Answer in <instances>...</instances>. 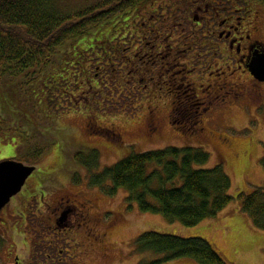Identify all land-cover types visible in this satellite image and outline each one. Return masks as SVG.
I'll return each instance as SVG.
<instances>
[{"label":"rangeland","instance_id":"1","mask_svg":"<svg viewBox=\"0 0 264 264\" xmlns=\"http://www.w3.org/2000/svg\"><path fill=\"white\" fill-rule=\"evenodd\" d=\"M96 2L103 1L63 0L62 3L72 9L73 7L79 9ZM179 4V0H151L150 7L156 5L154 10L161 8L165 10V8L168 9V5H172L184 9ZM171 8L175 9L176 7ZM261 8L260 6L255 7L256 10ZM143 9L145 8L142 7L139 10L143 11ZM177 15L180 16L177 21L182 22V17L185 15L181 14L179 10ZM193 16L194 14H190L189 18H193ZM189 18L186 17L185 22ZM110 22L109 26H107L108 24L102 25L106 36L110 33L104 26L120 27L118 21ZM167 23L165 29L167 42L173 46L174 52L179 55L178 58H181L179 62L182 66L178 70L186 67L187 59L190 58V61H194L195 65L187 67L192 70L189 76L190 82L195 78L198 79L204 70L208 75L209 72H215L217 68H223L221 65L224 61L219 55L220 50L213 49V46L205 48L204 43L201 44L204 41V29L198 31L199 35L194 40L191 36L186 38L185 33L181 31L182 28H178L179 32L174 34L176 27L172 26L173 22L168 21ZM190 25L184 28L193 31V28L196 27ZM100 30L92 31L91 36L86 37L85 44H82L80 40L68 43L66 48L60 51L54 64L45 71L39 80L36 79L34 82L30 80L32 82L30 84H25L26 81L20 79L17 81L2 80L0 83V161L11 159L12 155H16L22 162L18 163L25 164L26 167L33 165L50 171V169L55 170L62 165L59 178L63 184L64 181L68 184L64 190L65 193H75L72 186L77 184L86 196L84 188L88 184L90 187L88 193L93 195L91 199L98 198V204L102 209H110L124 214L125 220L110 234L112 238L115 236L117 240L124 243L126 258H121L120 261L118 257H113L107 261L100 259L95 262L92 257L89 259L91 264H139L140 261L147 259L160 260L162 258L160 256L145 255L141 258L135 253V241L146 233L169 235L182 239L201 238L210 243L226 264H264V232L255 229L250 218L242 213L238 201L231 204L216 219L188 229L179 223H169L161 216L140 213L137 205L128 204V196L124 190H120L116 196L110 197L91 183L93 173L102 172L132 154L155 152L172 147L178 149L201 148L207 151L211 155V162L206 168L211 169L220 164L224 166L232 179L231 195L235 199L239 194H250L255 188L264 187V167L262 165L264 157V99L261 108L258 107L251 95L243 94L239 100H234L235 94L231 93L232 96H229L228 93L231 92V84L240 82L236 77L228 75L230 78H228V85L225 86L226 89L218 94L220 97H226V99H220L226 100V102L220 104L213 111L208 121L204 119V122L200 124L203 131L199 128L196 130L190 124L185 126L179 122L173 124V121L171 122L168 117L171 111L170 107L166 101L159 98L149 100V102L145 99L142 105L139 104L140 108L125 107L123 103L121 105L108 104L104 100L111 94L109 92L107 94L102 92L96 95L90 94L95 89L92 90L89 80L86 79V87L82 91L77 89L74 92L77 99L82 93L83 100L78 101L73 98L72 103L68 106L58 102L57 106L52 108L43 91L47 90L46 83L50 82L51 75H55L56 83L66 82L67 76L56 73V70L62 67L65 72H70L71 69L84 66L86 62L92 61L95 56L99 55L106 48L103 43L96 45L97 34ZM213 45L220 48V45L216 43ZM190 48L193 49L192 52L188 51ZM185 51L189 53L187 54ZM198 56L208 59L213 67H205L203 70L202 65L197 66L202 60ZM86 67L91 70L92 66L89 63ZM247 84L245 83V86ZM249 89H252L250 85ZM185 91L187 89L182 92ZM87 92L89 93L86 94ZM48 93L51 92L48 91ZM186 94L191 93L187 91ZM50 96L52 95L50 94ZM153 96L161 95L155 92ZM180 96L183 97L182 94ZM96 97L101 101L95 102ZM229 101L233 103L230 104ZM155 106L156 109L153 108ZM91 151L99 154L98 165L89 168L93 170V173L87 169L90 159L88 154ZM154 169L153 166L150 167V173ZM28 185H32L31 180ZM44 187L45 190L49 189L47 185ZM51 201L53 200L51 199ZM46 202L50 204L48 200ZM37 204V201L32 202L34 212H36ZM52 212L53 210L45 207L43 215L45 218L51 217ZM39 217L41 218V216ZM45 223L46 221L39 219L34 220L30 227L22 224L21 227L26 231L31 229L43 232L48 229ZM16 243L21 244V238H17ZM28 243L29 248L36 245L31 240ZM39 248L42 249L41 246ZM166 264L197 263L192 260H181Z\"/></svg>","mask_w":264,"mask_h":264},{"label":"trees","instance_id":"2","mask_svg":"<svg viewBox=\"0 0 264 264\" xmlns=\"http://www.w3.org/2000/svg\"><path fill=\"white\" fill-rule=\"evenodd\" d=\"M102 1L72 9L64 5L63 0H0V83L3 79H20L26 81L25 84L39 80L68 43L80 40L85 44L92 31L101 29L96 45L103 43L106 48L84 66L77 65L70 72H65L62 67L56 70V73L66 75L67 81L56 83L55 75H51L50 82L45 85L47 90H43L44 95L52 108L58 102L68 106L73 98L77 99L74 92L86 87V79L92 90L95 89L90 94H111L104 100L106 103L121 105L127 101L130 108H140L150 96V87L146 90L143 85L135 87L125 82L128 71L140 64L139 59H134L130 69L125 67L127 63L123 59L129 57L127 54L130 52L124 50L136 46L141 49L145 37H149L146 35L149 29L147 25L141 28L140 22L153 21L160 29L167 24V11L164 8L154 10L155 7H150L151 0ZM142 7L145 9L139 10ZM113 20L119 22V28L107 27ZM106 24L104 27L110 33L107 36L102 26ZM163 30L162 36H166ZM89 63L91 70L86 67ZM148 69L153 74L157 67ZM156 92L161 95L159 97L166 93L165 90ZM77 100H83L82 93ZM94 101L101 100L96 97ZM168 106L171 111L176 110L174 105ZM88 155L90 159L86 168L93 173L89 168L98 165L99 154L91 151ZM210 162L211 155L204 149L170 147L132 154L102 172L93 173L91 183L110 197L124 190L128 204L137 205L140 213L161 216L169 223H179L188 229L216 219L238 201L242 213L250 218L255 229L264 232V187L255 188L250 194H239L235 199L231 195L232 179L224 166L220 164L207 169ZM262 165L264 167V157ZM152 166L155 169L150 173ZM134 251L141 258L145 255L162 257L158 261L142 260L139 264H166L181 260H192L197 264H226L210 243L201 238L182 239L146 233L137 238Z\"/></svg>","mask_w":264,"mask_h":264},{"label":"flooded vegetation","instance_id":"3","mask_svg":"<svg viewBox=\"0 0 264 264\" xmlns=\"http://www.w3.org/2000/svg\"><path fill=\"white\" fill-rule=\"evenodd\" d=\"M179 3L184 9L172 5H168V9L165 8L166 23L173 22L172 26L176 27L174 34L179 32L178 28H182L186 38L191 36L194 40L199 35L198 31L204 29V41L201 44L204 43L205 48L213 46V49L220 50L219 55L224 61L221 65L223 68H217L215 72H209L207 75L205 67L213 66L208 59L198 56L202 60L197 66L202 65L204 71L198 79L190 82L192 70L187 67L195 65L194 61L187 59L186 67L178 70L182 66L179 62L181 58H178L179 55L174 52L173 46L167 42L166 36H162L163 29L166 34L168 23L157 29L155 22L143 21L140 26H148L146 35L149 37H145L146 41L144 46L141 45V49L140 46L125 48V52H130L127 54L129 57L125 56L123 59L124 63H127L125 67L130 69L134 59H139L140 64L138 68L128 71V80L125 82L135 87L143 85L146 90L150 87V96L146 98L148 102L159 98L166 101V104L175 106L176 110L170 111L168 115L173 124H190L201 131L203 129L200 124L204 119L208 121L213 111L226 102L223 100L226 97H220L218 94L226 89L230 78L228 75L240 80L231 84V92L228 95L232 96L231 93H234V100H239L243 94L251 95L261 108L264 82L253 76L251 66L258 59L264 60V0H179ZM256 6L263 9L256 10ZM178 10L185 15L182 22L177 21L180 18L177 15ZM190 14H194L193 18H189ZM186 17L189 19L185 22ZM187 25L196 28L191 31L184 28L188 27ZM153 43L154 45L150 46ZM214 43L220 45V48H216ZM188 51L192 52L193 49ZM188 51L185 53L188 54ZM150 66L157 67L153 74L148 69ZM120 78L123 79L124 76L120 75ZM204 82L207 83L202 84ZM245 83L248 84L245 86ZM249 85L252 89H249ZM184 89L191 94L182 92ZM164 90L166 93L163 97L153 96L156 91ZM221 98L223 99L220 100ZM126 103L128 102L124 101L123 106L127 107ZM12 156L11 159L1 160L0 163H22L16 155ZM30 167L36 170L26 181L21 192L0 209V264H91L89 259L92 257L95 262L100 259L107 261L113 257H118L120 261L121 258H126L124 243L115 236V239L112 238L110 234L125 220L124 214L102 209L98 198L91 199L93 195L88 193V184L84 188L86 196L77 184H72L75 193H65L68 184L64 181V185L59 178L62 165L59 166L60 169L50 171L44 170L43 167ZM30 180L32 185H28ZM45 185L48 190L43 189ZM33 201L38 203L35 206L36 212L32 209ZM45 207L53 210L51 217L45 218L43 215ZM39 219L46 221L48 229L43 232L31 229L26 231L21 227V224L30 227L34 220ZM17 238H21V244L16 243ZM30 240L36 244L32 248H29Z\"/></svg>","mask_w":264,"mask_h":264},{"label":"water","instance_id":"4","mask_svg":"<svg viewBox=\"0 0 264 264\" xmlns=\"http://www.w3.org/2000/svg\"><path fill=\"white\" fill-rule=\"evenodd\" d=\"M251 72L258 81L264 82V60L254 61ZM34 172L35 168L16 162L8 161L0 164V209L21 191Z\"/></svg>","mask_w":264,"mask_h":264}]
</instances>
